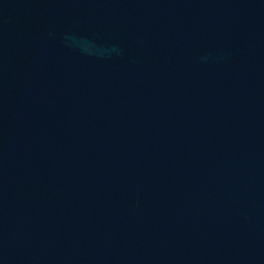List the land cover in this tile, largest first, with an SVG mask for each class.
<instances>
[{"label":"water","instance_id":"obj_1","mask_svg":"<svg viewBox=\"0 0 264 264\" xmlns=\"http://www.w3.org/2000/svg\"><path fill=\"white\" fill-rule=\"evenodd\" d=\"M0 264H264V0H0Z\"/></svg>","mask_w":264,"mask_h":264}]
</instances>
